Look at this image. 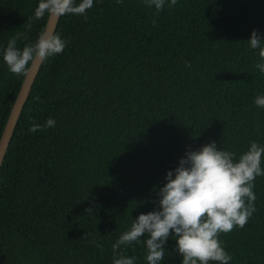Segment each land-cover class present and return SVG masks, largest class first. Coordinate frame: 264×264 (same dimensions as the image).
Here are the masks:
<instances>
[{
  "label": "trees",
  "instance_id": "trees-1",
  "mask_svg": "<svg viewBox=\"0 0 264 264\" xmlns=\"http://www.w3.org/2000/svg\"><path fill=\"white\" fill-rule=\"evenodd\" d=\"M38 4L0 0V139L25 77L3 50L45 29L47 17L30 19ZM253 30L264 36V0H177L159 13L143 0H94L85 16L60 17L66 47L43 62L0 169V264H113L112 245L154 210L189 149L215 141L238 160L253 141L264 146ZM50 117L54 128L29 131ZM254 192L246 226L219 236L229 264H264V176ZM175 245L161 264H182ZM120 251L147 264L143 242Z\"/></svg>",
  "mask_w": 264,
  "mask_h": 264
},
{
  "label": "clouds",
  "instance_id": "clouds-1",
  "mask_svg": "<svg viewBox=\"0 0 264 264\" xmlns=\"http://www.w3.org/2000/svg\"><path fill=\"white\" fill-rule=\"evenodd\" d=\"M143 3L148 8L154 6L159 13L166 4L174 7L177 0H143ZM93 4L94 0H79V3L39 0L30 19L85 16ZM156 23L153 19V26ZM246 41L251 49L258 50L260 62L255 68L264 74V36L253 30ZM66 44L59 34L45 28L33 43L22 49L17 47L16 38L10 39L3 50V61L12 74L24 77L38 62L63 53ZM254 103L264 108V95L256 96ZM55 126V119L50 117L43 125L33 121L29 131L35 133ZM262 160L264 146L256 141L238 160L235 153L218 148L215 141L197 150L189 149L178 166L167 172V182L158 188L154 210L140 213L112 245L113 264H135L136 258L126 256L120 249L141 242L147 250V264H161L170 237L176 241L175 249L182 257V264H229L233 258L219 236L235 228L243 229L256 211L254 188L256 178L264 176ZM90 211L91 208L87 210ZM96 246L103 248L100 243Z\"/></svg>",
  "mask_w": 264,
  "mask_h": 264
},
{
  "label": "water",
  "instance_id": "water-1",
  "mask_svg": "<svg viewBox=\"0 0 264 264\" xmlns=\"http://www.w3.org/2000/svg\"><path fill=\"white\" fill-rule=\"evenodd\" d=\"M59 19L60 17L59 18L57 17L48 18L45 28H47L50 32H56ZM43 62H38L36 65H34L31 68V71L29 72V74L24 77L20 91L12 106V109L10 111L8 120L6 122V125L4 127V130L2 132L1 139H0V169L4 161V158L6 156V153L8 151L11 139L13 137L14 131L16 129V126L21 116L24 105L29 97L32 86L35 82V79L38 75V72Z\"/></svg>",
  "mask_w": 264,
  "mask_h": 264
}]
</instances>
